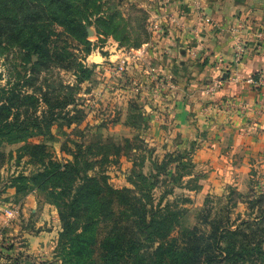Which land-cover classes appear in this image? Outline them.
Returning a JSON list of instances; mask_svg holds the SVG:
<instances>
[{"label":"rangeland","instance_id":"1","mask_svg":"<svg viewBox=\"0 0 264 264\" xmlns=\"http://www.w3.org/2000/svg\"><path fill=\"white\" fill-rule=\"evenodd\" d=\"M250 1H255L251 4L254 5L258 0ZM259 1L264 4V0ZM102 3L105 15L114 13V22L95 24L92 19L86 28L87 46L77 42L63 27L57 24L51 27L53 44L68 48L76 60L91 70L89 77L80 83L72 70L53 67L42 72L35 85L30 86L32 62L24 50L12 46L0 53V94L1 88L9 87L32 93L38 90L35 86L47 87L43 85L46 79L55 84L61 98L64 95L73 98L71 104L61 109L58 122L66 125L71 118L75 124L68 129L54 125L57 139L35 135L29 143L45 144V152L53 159L70 158L67 152L76 147L72 143L61 147V142L70 136L82 143L84 158L94 161L89 174H106L108 182L117 189L132 187L127 181L132 172L154 175L151 197L159 208V216L174 218L170 213H178L176 216L183 213L179 225H171L169 238L195 225L207 231L209 209L211 218L228 216L231 221L255 214L256 207L251 206L259 194L264 195V156H248L249 164L237 170L235 181L221 185L218 172L207 180L205 167L195 163L183 165L184 168L179 165L181 155L183 162L192 160L193 145L183 146L174 141L156 143L146 135L151 121L165 112L163 103L168 95L175 93L174 88L183 86L188 90L192 82L196 83V89L188 90L184 101L198 91L196 110L204 119L209 115V84L215 80L221 83L228 65L239 63L248 52L264 50V41L261 43L256 37L258 31L264 33V28L247 22L246 11L241 9L245 0H102ZM221 9L228 12L224 13L226 17H221ZM211 36L225 40L217 41ZM228 43L231 60L226 62L223 52L213 51ZM209 55H214L215 60L210 62ZM209 65L216 72L212 78H209ZM197 111L192 112L193 117ZM201 133L198 129L197 135ZM22 144L0 147L4 153L0 154V194L11 189L16 193L14 186L29 184L43 170L49 157L45 156L44 163L31 154L17 159V148ZM240 157L235 161L241 160ZM135 195L138 197L140 193ZM11 197L7 195L3 200L12 202ZM53 207L61 231L58 208ZM60 231L52 256L42 259L51 261L50 264H69L68 244L58 246ZM155 232L164 234V231ZM162 238L154 235L145 253L167 241ZM89 264H101L99 251Z\"/></svg>","mask_w":264,"mask_h":264},{"label":"trees","instance_id":"2","mask_svg":"<svg viewBox=\"0 0 264 264\" xmlns=\"http://www.w3.org/2000/svg\"><path fill=\"white\" fill-rule=\"evenodd\" d=\"M102 7V0H0V53L12 46L24 50L32 62L30 86L35 85L42 72L53 67L72 70L80 83L91 70L76 60L68 48L53 44L51 27H63L77 42L87 46L86 28L92 19L95 24L114 22V13L105 15ZM43 81L47 87L35 86L38 90L32 93L15 87L1 88L0 147L23 143L17 148V159L31 154L44 163L49 155L43 170L29 184L12 186L16 193L37 189L58 208L62 221L58 246L68 244L69 264H89L97 251L101 264H264L263 194L251 206L256 207V213L245 219L211 218L209 209L207 231L195 225L169 238L171 225L178 226L183 213H170L174 218L159 216V208L151 197L154 175L132 172L127 178L132 187L117 189L108 182L106 174H89L94 161L84 158L82 143L70 136L61 142V147L68 143L76 147L67 152L70 158L53 159L45 152V144H30L29 139L35 135L55 139L54 125L68 129L76 122L71 118L66 125L58 122L61 109L71 104L73 98H61L54 83ZM183 157H179L182 168L187 164L194 166L192 160L183 162ZM154 235L167 241L146 254Z\"/></svg>","mask_w":264,"mask_h":264},{"label":"crops","instance_id":"3","mask_svg":"<svg viewBox=\"0 0 264 264\" xmlns=\"http://www.w3.org/2000/svg\"><path fill=\"white\" fill-rule=\"evenodd\" d=\"M254 2L245 0L241 9L246 11L250 25L264 28V4L258 0L251 5ZM221 11V17H224L227 11ZM219 36L211 38L225 40ZM229 45L222 49L215 47L214 54L221 51L223 59L230 61ZM214 57L209 55L210 62L215 60ZM228 66L220 86L209 92L206 118L203 119L201 112L196 110L198 91L189 94L184 101L188 90L193 92L197 87L192 82L188 90L183 86L174 88L175 93L168 95L163 103L165 112L151 121L146 132L147 138L156 143L174 141L183 146L193 145L190 153L193 163L206 168L207 180L218 172L221 185L235 181L237 170L249 164L248 156H264V87L250 81L264 77V50L248 52L239 63ZM215 74L209 65V78ZM193 111H197L194 117ZM198 129L202 132L200 135H197ZM240 156L242 159L236 162L235 158ZM7 195L12 196L9 199L12 202L3 200ZM56 224L57 213L45 200L43 192L34 188L21 193L12 189L2 192L0 264H39L44 258L48 260L60 231V225ZM8 242L11 243L6 247ZM47 260L41 264H50Z\"/></svg>","mask_w":264,"mask_h":264},{"label":"built area","instance_id":"4","mask_svg":"<svg viewBox=\"0 0 264 264\" xmlns=\"http://www.w3.org/2000/svg\"><path fill=\"white\" fill-rule=\"evenodd\" d=\"M256 37H257V40H259L261 43L264 41V33L262 30L258 31L257 34H256ZM251 82L253 83H257L261 86L264 87V77H260L259 79L257 80H251ZM220 86V81L219 80H215L213 81L210 85H209V92L210 91H213L214 89L218 88Z\"/></svg>","mask_w":264,"mask_h":264},{"label":"water","instance_id":"5","mask_svg":"<svg viewBox=\"0 0 264 264\" xmlns=\"http://www.w3.org/2000/svg\"><path fill=\"white\" fill-rule=\"evenodd\" d=\"M0 189H1V187H0Z\"/></svg>","mask_w":264,"mask_h":264}]
</instances>
